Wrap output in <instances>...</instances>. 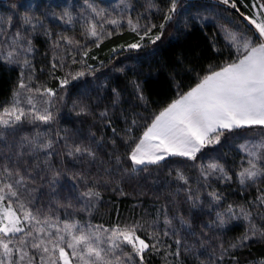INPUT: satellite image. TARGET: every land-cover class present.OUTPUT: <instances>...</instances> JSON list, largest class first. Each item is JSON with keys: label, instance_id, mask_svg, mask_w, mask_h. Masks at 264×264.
Instances as JSON below:
<instances>
[{"label": "trees", "instance_id": "trees-1", "mask_svg": "<svg viewBox=\"0 0 264 264\" xmlns=\"http://www.w3.org/2000/svg\"><path fill=\"white\" fill-rule=\"evenodd\" d=\"M98 1L101 7L117 15H131L134 21L139 18L141 26L157 25L153 33L159 31L169 7V0H129L127 9L117 11L114 5L113 9L109 8L105 0ZM77 2L73 0V4L68 5L67 0H0V33L6 34L0 39L11 37L17 31L27 36L33 49L26 55L35 71L24 69L26 76H33V87L44 86L58 91L52 109L56 118L51 124L25 122L16 129L4 130L5 135L0 137V165L8 163L15 167L19 161L21 169L31 173L34 183L29 189H35L31 191L33 206L40 209L42 215L50 212L61 220L105 227L138 222L143 226L142 236L157 234L159 251L146 252L145 264H261L264 240L249 241L246 247L235 250L229 248L243 235L247 227L245 221H230L224 227L218 226L216 213L224 212L229 204L236 210L245 207L264 213V207L256 200L264 192V179L241 186L232 170L235 164L232 156H222L231 150L229 146L221 147L216 157L232 177L230 181L218 178V172L207 181L200 176L206 151L198 153L196 161L168 157L159 165L139 166L135 172L128 159L131 142L125 141L129 136L138 139L144 124L175 99L178 92L194 86L210 65L230 59L220 21L208 19L207 2H211L178 0V12L165 25L161 39L152 43L146 37L137 49L128 47L139 37L127 24H122L119 32L103 39L97 47L78 25V15L74 14L70 24L62 22L66 18L57 20L56 14L48 15L50 9L65 6L72 15ZM245 2L250 3V0ZM149 6L154 9L145 15L143 11ZM24 17H30L31 24H25ZM229 17L249 31V26L234 11H229ZM106 28L112 29L109 25ZM60 36L79 41L80 45L61 40L60 46L55 47ZM84 51L87 56H83ZM60 62L64 67L53 70L52 64ZM20 72V65L0 60V110L12 103ZM77 72L84 75L60 88L56 77ZM133 81L140 85L143 99ZM81 104L88 106L87 115L77 114ZM104 112L107 115L101 116ZM129 128L131 133H127ZM57 132L65 139L58 140L53 149L17 157L21 137L40 133L42 137L57 140ZM66 143L90 146L96 156L94 159L70 157ZM177 171L188 179L187 185L177 178ZM53 172L60 173L55 184L51 183ZM74 174L75 179L72 178ZM89 187L100 192V199L94 201L90 209L81 210L86 201L80 193ZM189 188L196 198L195 207L187 199ZM212 192L222 197L218 204L213 203L209 195ZM69 203L72 208L58 206ZM181 219L186 223L182 224ZM253 223L264 228V217L254 211ZM165 232L169 234L164 235ZM177 238L182 241L178 257L174 254ZM221 245L229 249L222 260L219 259Z\"/></svg>", "mask_w": 264, "mask_h": 264}, {"label": "snow or ice", "instance_id": "snow-or-ice-1", "mask_svg": "<svg viewBox=\"0 0 264 264\" xmlns=\"http://www.w3.org/2000/svg\"><path fill=\"white\" fill-rule=\"evenodd\" d=\"M219 3L227 6L246 22L249 31L222 26L221 31L230 50V59L216 66L210 65L205 74L198 77L194 86H190L187 91L178 92L175 99L153 114L150 121L144 124L138 139L129 136L125 143L131 142L128 159L133 165V172L139 166L146 168L149 165H159L168 157L196 161L198 153L209 145L219 144L226 133L255 127L264 129V0H250V3L245 0H219ZM88 7L92 16L84 26L85 34L94 40L97 47L103 39L119 32L122 23H126L139 37L136 43H131L128 47L137 49L142 46L140 42L146 37L152 43L161 39L165 25L177 13L178 0H169V7L156 33H153L157 28L155 24L141 26L139 18L134 21L131 15L114 18L104 8L97 9L91 4ZM65 18L66 23L73 22V16L68 11L61 17ZM24 23L31 24V18L24 17ZM107 25H111L112 29L108 30ZM0 36L6 34L0 33ZM61 40L77 47L80 45L79 41L60 36L54 46L59 47ZM32 49V41L18 31L11 37L0 39V60L21 67L12 103L0 110V137L5 135L4 130L16 129L25 122L51 124L56 118L52 109L55 108L53 98L57 97L58 91L44 86L33 87V76L25 74L24 69H31L32 73L35 71L26 55ZM83 56H87V51L83 52ZM57 67L63 68L64 65L62 62L52 64L53 70ZM83 75V72L75 75L68 73L63 78L56 79L59 80L60 88H64ZM133 84L143 99L140 85L135 81ZM113 92L116 90L113 89ZM88 111V106L81 104L77 114L87 115ZM106 115V112L101 113V116ZM131 131L129 128L127 133ZM56 136L57 140L42 137L40 133L33 137H21L17 157L23 158L38 150L53 149L58 140L65 139L59 132ZM65 147L70 157L87 156L94 159L96 156L90 146L66 143ZM239 148L244 154L241 168L236 173L239 184H255L264 179V139L246 141ZM0 168V264H145L146 252L159 251L158 235L153 233L142 236L140 233L143 226L138 222L116 223L105 227L77 220H61L50 212L42 215L41 210L33 206L31 191L35 189H29V185L34 183L31 173L22 170L19 161L15 167L3 163ZM217 172L220 173V179H232L218 163L209 162L206 166H200V176L205 181ZM59 175L60 173L53 172L51 183L55 184ZM72 178L75 179L76 175ZM177 178L186 185L189 183L179 171ZM209 195L216 204L222 199L215 192ZM80 197L86 201L85 208L81 210H88L94 206V201L100 199V192L95 187H89L80 193ZM187 199L196 206V198L190 188ZM256 200L264 207V192ZM58 206L73 207L70 203ZM254 211L256 215L264 217L259 209L239 207L236 210L231 204L224 212L216 213L219 227L226 226L230 221L242 220L247 223L243 235L229 245L230 249L246 247L249 241L255 239L264 240V228H258L253 223ZM165 222L171 224L170 220ZM181 223L185 224L186 221L181 219ZM153 240L156 243H151ZM181 243V239L175 240L177 250L174 254L177 257L180 255ZM228 251L229 249L221 245L219 259L222 260ZM261 264H264V260Z\"/></svg>", "mask_w": 264, "mask_h": 264}, {"label": "rangeland", "instance_id": "rangeland-1", "mask_svg": "<svg viewBox=\"0 0 264 264\" xmlns=\"http://www.w3.org/2000/svg\"><path fill=\"white\" fill-rule=\"evenodd\" d=\"M67 1H68V5L73 4V0H67ZM150 1H153V0H150ZM209 1L211 3L207 2V4H208L207 9L209 10L208 14L210 13L208 16V19L214 18V20H216L217 22L220 21L221 28H222V26L230 28V29H237L238 28L239 30L246 32V30L243 29V27L241 26L239 21H236L235 19H232L229 17V11L231 9H229V8H227V6L219 3V0H209ZM105 2L110 4L111 7L109 6V8L113 9V5H114L117 11H120V10L122 11L124 9H127L126 6H128L129 0H105ZM89 4L96 7L97 9L105 7V6L101 7L100 1H98V0L95 2L92 0H78V2L76 4L77 5L76 8L73 9L72 16L74 19L75 15H78V18L80 19V20H78V25L80 26V28L83 31H85L84 26L86 25L87 20L90 19L92 16L91 10L88 7ZM153 9H154V7L149 6L143 12L145 15H149V11L153 10ZM106 10L114 18H119L121 16L120 14L117 15L116 13L111 12L110 9H106ZM66 11H68V6L58 7L55 9L53 8V10L50 9V11H49L50 14H48V15L51 16L52 14H56V16L55 15L54 16H55V18H57V20H59L60 17H62ZM75 11H76V13H75ZM177 12H178V8H177ZM88 13H90V16H88ZM62 22L64 24H70V23H66L65 20ZM122 24H126V23H122ZM231 24H233V25H231ZM109 26H111V25H109ZM261 139H264V129H261L260 127H255V128L246 129V130H240V131L233 132V133H226L225 136H223L221 138V142L219 144L209 145L202 150V151H206V153H204L205 154V161L203 163L205 165H207L209 162L218 163L217 157H216L217 153L218 154L221 153L222 149L226 145V146H229L231 148V150L225 151L224 153H222V156L225 158L227 155L232 156V158L235 162V164L232 166V170H234V172L237 173L241 168L242 157L244 156V154L240 151L239 146L244 144L246 141L252 142V141H259ZM221 147H222V149H221ZM218 164L223 166L222 163H218ZM244 166H246V164Z\"/></svg>", "mask_w": 264, "mask_h": 264}]
</instances>
